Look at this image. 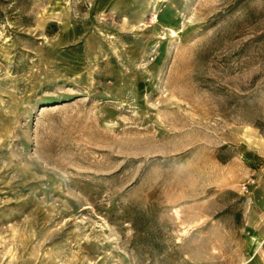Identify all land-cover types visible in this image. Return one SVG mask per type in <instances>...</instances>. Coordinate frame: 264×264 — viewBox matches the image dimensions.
<instances>
[{
    "label": "rangeland",
    "instance_id": "1",
    "mask_svg": "<svg viewBox=\"0 0 264 264\" xmlns=\"http://www.w3.org/2000/svg\"><path fill=\"white\" fill-rule=\"evenodd\" d=\"M0 264H264V0H0Z\"/></svg>",
    "mask_w": 264,
    "mask_h": 264
}]
</instances>
